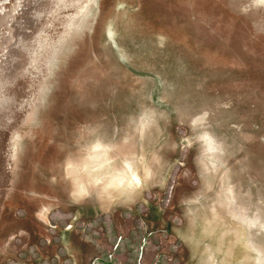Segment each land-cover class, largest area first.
Instances as JSON below:
<instances>
[{
	"label": "water",
	"instance_id": "95a60500",
	"mask_svg": "<svg viewBox=\"0 0 264 264\" xmlns=\"http://www.w3.org/2000/svg\"><path fill=\"white\" fill-rule=\"evenodd\" d=\"M0 210L78 264H264V0H90L0 105Z\"/></svg>",
	"mask_w": 264,
	"mask_h": 264
},
{
	"label": "rangeland",
	"instance_id": "374dc122",
	"mask_svg": "<svg viewBox=\"0 0 264 264\" xmlns=\"http://www.w3.org/2000/svg\"><path fill=\"white\" fill-rule=\"evenodd\" d=\"M89 1L0 0V105ZM71 263L0 210V264Z\"/></svg>",
	"mask_w": 264,
	"mask_h": 264
},
{
	"label": "flooded vegetation",
	"instance_id": "af4514ba",
	"mask_svg": "<svg viewBox=\"0 0 264 264\" xmlns=\"http://www.w3.org/2000/svg\"><path fill=\"white\" fill-rule=\"evenodd\" d=\"M67 223H69V222H67ZM66 229H71V227H66ZM73 232V231H72ZM62 239V238H61ZM82 260V259H81ZM101 260V259H100ZM78 263H79V261H77ZM80 264H83V260H82V262L80 263Z\"/></svg>",
	"mask_w": 264,
	"mask_h": 264
},
{
	"label": "crops",
	"instance_id": "0c3cea01",
	"mask_svg": "<svg viewBox=\"0 0 264 264\" xmlns=\"http://www.w3.org/2000/svg\"><path fill=\"white\" fill-rule=\"evenodd\" d=\"M71 264H76V261L74 262V260H73V263H71ZM78 264V263H77Z\"/></svg>",
	"mask_w": 264,
	"mask_h": 264
}]
</instances>
